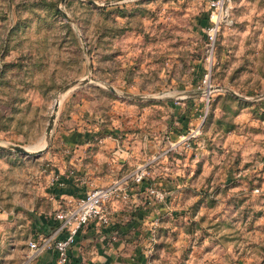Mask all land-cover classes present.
Wrapping results in <instances>:
<instances>
[{
	"label": "rangeland",
	"instance_id": "374dc122",
	"mask_svg": "<svg viewBox=\"0 0 264 264\" xmlns=\"http://www.w3.org/2000/svg\"><path fill=\"white\" fill-rule=\"evenodd\" d=\"M208 1L0 0V145L43 147L0 150V264H28L63 206L71 129L89 166L98 139L129 137L120 189L143 171L121 264H264V0H229L211 47Z\"/></svg>",
	"mask_w": 264,
	"mask_h": 264
},
{
	"label": "crops",
	"instance_id": "0c3cea01",
	"mask_svg": "<svg viewBox=\"0 0 264 264\" xmlns=\"http://www.w3.org/2000/svg\"><path fill=\"white\" fill-rule=\"evenodd\" d=\"M88 134L85 130L71 129L61 131L58 135L57 144L64 147L65 154L63 155L69 167L68 171L64 172V176L56 177L57 180L51 191L55 192V196L63 199V203L70 198L82 196L93 187L115 183L116 177L119 176L118 172L121 173L124 168V163L132 161L129 153L131 152L132 156L134 148L128 145L129 137L125 140H118L115 137L112 140L101 138L98 139V143L101 144L100 150L90 159L94 161V166H89L87 158L84 161L83 157H89L92 153H81L82 147L86 148L89 145ZM70 153L74 154L70 155ZM82 162H87L84 166L88 168H83L85 176L79 179L76 177L73 166L82 164ZM117 187V191L106 203L108 223L98 225L97 222L91 221L80 229L64 264H121L122 260H125L120 257L123 255V247L127 243L126 238L129 237L130 232L126 229L127 225H123L124 223L120 220L129 218L134 221L138 218L140 213L137 210H140L141 205L146 203L139 198V191L145 193L146 186L142 182L126 189H120L118 185ZM132 196H135V199L137 196L138 203L139 201L140 203L132 204L134 203L130 199ZM53 223L51 217L47 220L40 219L37 224L38 231L33 237H46L52 231ZM28 264H56L55 253L52 248H47L37 254Z\"/></svg>",
	"mask_w": 264,
	"mask_h": 264
},
{
	"label": "built area",
	"instance_id": "2783aa9c",
	"mask_svg": "<svg viewBox=\"0 0 264 264\" xmlns=\"http://www.w3.org/2000/svg\"><path fill=\"white\" fill-rule=\"evenodd\" d=\"M228 1H208L207 25L203 32L210 47L213 45L220 24L227 17L226 4ZM179 136H184V134ZM143 175V171L138 170L132 175V180L140 182L144 178ZM117 188L115 183L93 187L82 196L64 201L63 206H58L51 214L54 222L52 231L46 237H38L37 241L29 240L27 242L26 261L30 262L40 252L52 248L55 253L56 264H64L80 229L91 221L103 225L108 223L106 203L112 198ZM149 192L152 193L153 190H149Z\"/></svg>",
	"mask_w": 264,
	"mask_h": 264
},
{
	"label": "water",
	"instance_id": "95a60500",
	"mask_svg": "<svg viewBox=\"0 0 264 264\" xmlns=\"http://www.w3.org/2000/svg\"><path fill=\"white\" fill-rule=\"evenodd\" d=\"M87 81L86 78H82L81 80H79L77 83L79 85H82L84 84L85 82ZM75 83V82H74ZM74 83H71V84H68V85H65L63 88H62V92H64L65 90H67L69 87H71ZM57 105H58V100H56L52 106V112L47 120V124H46V127H45V137L47 138L48 135H49V131L52 127V123H53V119H54V116H55V112L57 110ZM6 149H11L15 152H18L22 155H26V156H31V155H35V154H38L42 149H38L36 151H28L20 146H14V145H10V146H7V147H4V146H1L0 145V150H6Z\"/></svg>",
	"mask_w": 264,
	"mask_h": 264
},
{
	"label": "trees",
	"instance_id": "16d2710c",
	"mask_svg": "<svg viewBox=\"0 0 264 264\" xmlns=\"http://www.w3.org/2000/svg\"><path fill=\"white\" fill-rule=\"evenodd\" d=\"M206 25H207V17H206V14H205V26H206ZM180 134H181V135L184 134V131H181ZM177 135H179V134H178V133H175L174 136H177ZM143 180H144V178L141 180V183H142Z\"/></svg>",
	"mask_w": 264,
	"mask_h": 264
}]
</instances>
